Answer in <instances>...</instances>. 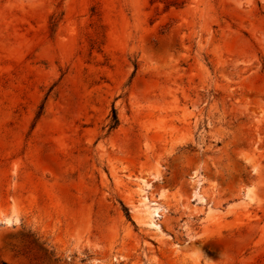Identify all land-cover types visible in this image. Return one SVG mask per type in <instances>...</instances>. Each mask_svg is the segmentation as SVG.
I'll return each instance as SVG.
<instances>
[{
  "label": "rangeland",
  "instance_id": "obj_1",
  "mask_svg": "<svg viewBox=\"0 0 264 264\" xmlns=\"http://www.w3.org/2000/svg\"><path fill=\"white\" fill-rule=\"evenodd\" d=\"M0 264H264V0H0Z\"/></svg>",
  "mask_w": 264,
  "mask_h": 264
},
{
  "label": "bare ground",
  "instance_id": "obj_2",
  "mask_svg": "<svg viewBox=\"0 0 264 264\" xmlns=\"http://www.w3.org/2000/svg\"><path fill=\"white\" fill-rule=\"evenodd\" d=\"M146 202H147V199L145 198L144 199V201H142L141 203V206H140V208H141V210H140V212L142 213V214H147L148 212H147V206H146ZM149 215H151V213L149 214ZM150 223H149V226L150 227H152V228H156L157 227V225L154 223V221L153 220H150L149 221Z\"/></svg>",
  "mask_w": 264,
  "mask_h": 264
},
{
  "label": "trees",
  "instance_id": "obj_3",
  "mask_svg": "<svg viewBox=\"0 0 264 264\" xmlns=\"http://www.w3.org/2000/svg\"><path fill=\"white\" fill-rule=\"evenodd\" d=\"M113 115H114V120H113V124L111 126V129H114L118 125V120H117V116H116L115 111H113Z\"/></svg>",
  "mask_w": 264,
  "mask_h": 264
}]
</instances>
